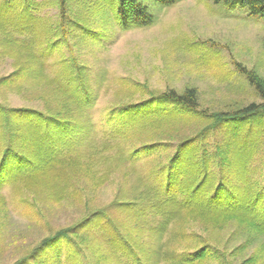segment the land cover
<instances>
[{"label": "trees", "instance_id": "obj_1", "mask_svg": "<svg viewBox=\"0 0 264 264\" xmlns=\"http://www.w3.org/2000/svg\"><path fill=\"white\" fill-rule=\"evenodd\" d=\"M24 1L2 0L0 5V57L7 54L15 65L12 74L0 79V90L20 92L23 86L43 81V96L49 95L60 104L63 97L73 105L62 110L60 104L56 106L51 100L52 106L47 105L44 112L0 103V132L4 131L5 136V143L0 144V190L17 181L28 187L37 180L49 186L57 200H63L64 191L69 189L68 178H77L82 167L98 179V188L105 185V175L99 177L92 171V164L108 162L112 156L107 152L113 143L108 141L109 145L99 153L83 148L96 129L89 111L95 94L86 67L76 59H64L68 63L57 77L46 76L43 66L63 54L68 32H48L52 39L33 49L32 42L38 35L31 34H38L41 15L35 13L37 3ZM119 1L116 12L114 7L110 8L123 30L155 23L156 17L141 0ZM156 1L171 6L181 0ZM213 1L224 3L229 9L248 8L252 15L264 16V0ZM58 2L62 20L68 0ZM72 28L83 30L86 38L93 35L90 25L82 19L74 20ZM238 69L255 87L261 103L208 115L200 109L198 90L187 88L181 93L170 89L111 109L107 116L110 129L105 133L118 138H110L112 141H136L140 131L161 121L188 125L193 116L197 122L209 123L195 135L182 139L176 146L178 151L167 161L139 174L132 183L131 167L136 168L139 162L170 148L174 141L168 140L167 145L162 140H146L132 142L127 150L120 148L115 155L128 171L121 175L124 184L117 197L107 206L89 209L75 225L54 231L16 264H205L209 260H220L222 264H264V176H258L253 165L263 146L264 133L235 135L250 124L258 127L255 120L264 124V77L241 64ZM221 126L226 129L225 135L213 150L209 136L219 132ZM117 145L120 147V143ZM80 178L85 176L81 174ZM87 204L91 206L90 195ZM174 221H203L213 227L234 225V236L243 239L227 256L207 241L196 248L169 250L161 241L167 231H172ZM185 234L179 229V235ZM95 238L99 244L91 247ZM256 245L258 248L250 257L238 261ZM86 249L92 255L86 254Z\"/></svg>", "mask_w": 264, "mask_h": 264}, {"label": "rangeland", "instance_id": "obj_2", "mask_svg": "<svg viewBox=\"0 0 264 264\" xmlns=\"http://www.w3.org/2000/svg\"><path fill=\"white\" fill-rule=\"evenodd\" d=\"M31 2L39 5L35 13L41 15L38 34H31V37L38 35L32 42L33 49L52 39L48 32L57 35L63 29L68 32L63 54L51 58L50 63L43 66L46 76L57 77L68 63L64 59H76L86 67L85 72L95 94V103L89 111L96 129L83 148L99 153L111 141L113 146L109 145L107 153L112 158L106 163L95 161L92 164V171H96L99 177L105 175L104 186L98 188V179L89 176L86 167H82L76 174L77 178H68L69 189L64 191L63 200H57L51 188L37 180L28 187L22 181H17L0 190V264H16L18 259L32 252L39 242L54 231L75 225L90 212L89 209L109 205L120 193L123 183L121 175L128 171L115 155L120 148L127 150L132 142L146 140H162L167 145L169 141H174L170 148L139 162L136 168L131 167L132 183L137 181L139 174L167 161L178 151L176 146L182 139L195 135L209 123L197 122L193 116L186 123L188 125L161 121L140 131V138L136 141H112L118 138H111L105 133L110 129L107 116L111 109L140 102L170 89L181 93L187 88L198 90L200 109L208 115L262 102L255 87L238 69V64H241L264 77V16L252 15L248 8L229 9L224 3L213 0H181L171 6H163L156 0H141L156 17L155 23L148 27L123 30L111 9L114 7L116 12L119 0H68L66 16L62 20L58 0ZM80 19L92 29L93 35L89 38L83 36V30L72 28L73 21ZM61 23L63 28L60 27ZM14 70V59L7 54L1 56L0 79ZM44 88L43 81H35L23 86L20 92L0 90V103L44 112L47 105L52 106V101L59 106V100L42 95ZM61 99L62 110L68 104L73 105L67 99ZM253 122L261 129L250 124L241 132H235V135L264 133V124L258 120ZM225 130L221 126L219 132L210 134L208 142H212L210 147L213 150H216V144L225 135ZM4 143L3 131L0 132V144L3 146ZM262 145L253 163L258 176H264V138ZM81 174L85 176L84 179L80 178ZM89 195L91 206L87 204ZM179 229H183L185 236L179 235ZM171 230L173 232L167 231L161 241L169 250L196 248L207 241L227 256L243 239L242 236H234L237 235L233 234L234 225L213 227L203 221H174ZM98 244L99 239L95 238L90 246L96 247ZM258 245L247 250L238 261L250 257ZM91 252L88 249L85 251L92 255ZM222 263L220 260H209L205 264ZM160 264L169 263L161 261Z\"/></svg>", "mask_w": 264, "mask_h": 264}]
</instances>
